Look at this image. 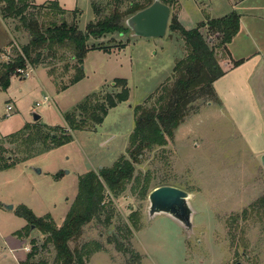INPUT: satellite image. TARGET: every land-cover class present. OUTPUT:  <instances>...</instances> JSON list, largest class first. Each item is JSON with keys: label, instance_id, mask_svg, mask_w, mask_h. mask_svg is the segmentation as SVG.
<instances>
[{"label": "rangeland", "instance_id": "1", "mask_svg": "<svg viewBox=\"0 0 264 264\" xmlns=\"http://www.w3.org/2000/svg\"><path fill=\"white\" fill-rule=\"evenodd\" d=\"M50 1L59 3L67 22L71 21V13L78 12L79 31L94 20L90 0H29L37 5ZM179 3L183 21L196 20L195 24L223 17L228 5L226 0ZM173 6L170 19L172 15L177 17L179 10ZM4 25L11 29L15 22ZM201 32L210 46L216 44L214 34ZM9 40L0 22V48L6 47ZM27 40L23 34L15 35L18 46ZM88 44L95 49L83 59L79 82L70 84L76 74L71 53L58 50L54 59L45 60L47 68L26 67L28 77L12 78L8 89L0 91V139L29 123L57 136L60 128L72 137L68 144L0 172V264H19L27 254L24 247L31 248V240L40 244L44 239L35 229L28 237L15 235L27 225L15 215L16 208L23 205L38 218L49 215L60 226L76 196L78 177L110 167L126 154L134 125L132 109L143 105L171 79L175 61L186 54L181 37L168 28L162 38L133 37L125 31L90 39ZM4 54H0V63L15 53L9 48ZM216 58L224 70L225 52L218 51ZM116 80H125L128 100L110 109L103 123L93 130L70 131L64 116L91 95L117 92ZM255 82L263 87L264 77ZM156 97L148 105L154 104ZM256 98L257 108L244 110L243 125L238 121L241 116L232 112L239 122L236 126L217 109L215 97L196 100L173 138L165 146L145 152L135 165L134 177L140 182L148 178V194L161 184L192 194L191 231H185L167 215L149 217L148 194L140 200L132 192L131 182L119 198L106 194L108 212L100 221L84 226L81 236L69 243L70 249L98 243L102 252L90 256L86 264H264V201L254 206L264 197V170L260 164L264 154V93H257ZM7 106L11 107L9 112ZM34 114L40 117L37 122H33ZM247 121L255 124L253 137L252 126L244 125ZM8 205L13 210L4 208ZM132 213L137 214L138 230L129 221ZM107 215L108 224L104 222ZM54 257L48 246L34 261L54 264Z\"/></svg>", "mask_w": 264, "mask_h": 264}, {"label": "trees", "instance_id": "2", "mask_svg": "<svg viewBox=\"0 0 264 264\" xmlns=\"http://www.w3.org/2000/svg\"><path fill=\"white\" fill-rule=\"evenodd\" d=\"M153 1L90 0L94 20L82 32L76 26L78 12L71 13V21L67 22L65 11L56 1L37 5L29 0H0V17L3 22H15L11 29L7 27L13 35L14 43H11L10 48H13L15 54L13 58L8 57L7 61L0 63V91L5 92L8 89L12 78L22 80L17 72L19 69H37L39 66L47 68L45 60L49 57L54 59L58 50L71 53L76 74L70 79V84L79 82L83 77L80 69L83 59L88 51L95 49L89 46L88 41L128 31L124 25L125 20L148 7ZM160 1L170 9L176 4L175 0ZM239 18L232 11L220 18H208L198 23L195 28L186 30L176 15L171 16L167 28L170 33L181 37L186 54L175 61L171 79L143 105L132 109L134 125L128 137L126 154L120 156L110 167L100 168L97 172L90 171L78 177L76 196L60 226L49 215L38 218L23 205L16 208L15 215L25 220L27 225L15 235L28 237L30 227L33 226L44 238L40 244L30 241V252L19 264H47L44 260L35 262L34 258L48 246L55 253L54 264H86L90 256L102 252L98 243H87L74 250L70 249L69 243L81 236L84 226L93 220L100 221L108 212L107 204L110 202H106L107 193L113 198H119L126 186L132 182V192L137 193L140 200L146 198L149 181L145 178L140 182L134 177L135 165L141 162L145 152L154 147H163L168 139L173 138L175 130L188 115L192 103L205 96L215 97L213 84L224 75L216 54L221 51L228 55L227 45L239 31ZM202 30L210 31L217 37L214 46L209 45ZM19 34L28 37L23 46L15 43V35ZM241 63L242 61L234 62L233 66ZM70 69L66 72H71ZM49 74L52 75L51 72ZM170 81L171 84L168 85ZM114 87L119 90L91 95L74 111L67 113L64 123L68 129L90 131L101 125L110 109L128 100L125 80H116ZM154 97V104L148 105ZM59 130L60 136H57L38 124L29 123L0 139V172L70 143L71 135L63 129ZM164 186L171 185L161 184L155 188ZM262 200L264 201V197L255 202L254 206ZM109 219L110 215H107L104 222L108 224ZM129 221L138 230L136 213L131 214Z\"/></svg>", "mask_w": 264, "mask_h": 264}, {"label": "crops", "instance_id": "3", "mask_svg": "<svg viewBox=\"0 0 264 264\" xmlns=\"http://www.w3.org/2000/svg\"><path fill=\"white\" fill-rule=\"evenodd\" d=\"M175 1V5L179 9L177 12L179 23L186 30L195 28L200 22L195 24L196 20L195 22H190L189 20L183 21L185 19L181 16L179 0ZM226 1L228 5L223 15L225 16L235 11L240 17L239 31L227 45L228 55L224 59V75L214 82L213 88L217 109L236 126L237 124L239 125V122L233 119L232 112L234 111V116H241L238 121H241L243 125L244 110L251 106L256 109L257 104H259L256 95L257 93H264V86L260 87L255 82L260 77H264V31H262L264 30V0ZM0 22L11 37L6 47L0 48V54L3 55L11 47V43H14V39L11 32L4 25L1 17ZM4 55L6 56V54ZM238 61H242V63L234 67L233 63ZM244 125H248L249 128L252 126L251 134L253 137V133H255L253 127L255 124L244 122ZM191 196L192 194H189V198Z\"/></svg>", "mask_w": 264, "mask_h": 264}, {"label": "water", "instance_id": "4", "mask_svg": "<svg viewBox=\"0 0 264 264\" xmlns=\"http://www.w3.org/2000/svg\"><path fill=\"white\" fill-rule=\"evenodd\" d=\"M171 9L160 0H154L148 7L140 10L127 18L125 27L133 37L162 38L165 36ZM39 116L33 115V122L39 120ZM260 164L264 170V154L260 156ZM36 173H40L36 169ZM148 216L167 215L185 231L192 229L193 210L189 205V194L171 186L153 189L147 196ZM6 210H12L13 206H4ZM33 230V226L30 227Z\"/></svg>", "mask_w": 264, "mask_h": 264}, {"label": "built area", "instance_id": "5", "mask_svg": "<svg viewBox=\"0 0 264 264\" xmlns=\"http://www.w3.org/2000/svg\"><path fill=\"white\" fill-rule=\"evenodd\" d=\"M17 72H18L20 77H22V76L25 77V78L28 77V73L25 70L19 69V70H17ZM36 106H38V104H36ZM6 110L9 112L11 110V107L7 106ZM24 251L26 253H29L30 252V248L29 247H24Z\"/></svg>", "mask_w": 264, "mask_h": 264}, {"label": "bare ground", "instance_id": "6", "mask_svg": "<svg viewBox=\"0 0 264 264\" xmlns=\"http://www.w3.org/2000/svg\"><path fill=\"white\" fill-rule=\"evenodd\" d=\"M190 199V198H189Z\"/></svg>", "mask_w": 264, "mask_h": 264}]
</instances>
